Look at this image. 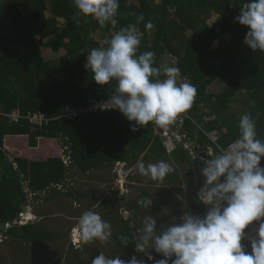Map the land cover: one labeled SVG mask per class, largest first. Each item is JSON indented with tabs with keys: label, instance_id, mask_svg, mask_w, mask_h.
Segmentation results:
<instances>
[{
	"label": "trees",
	"instance_id": "16d2710c",
	"mask_svg": "<svg viewBox=\"0 0 264 264\" xmlns=\"http://www.w3.org/2000/svg\"><path fill=\"white\" fill-rule=\"evenodd\" d=\"M243 3L245 0H120L117 24L101 27L91 17L73 19L77 9L72 0H0V234L1 226L12 224L29 201L24 183L30 192L40 193L70 179L62 170L63 164L62 171L24 177L25 171L18 167L22 170L19 173L10 162L11 154L5 148L9 137L27 136L31 148H38V140L44 138L69 146L72 164L68 173L73 170L74 176L117 163H137L141 157L157 162L170 156L189 164L191 172L195 167L181 149L168 153L159 135L162 128L153 122L137 126L134 132L131 127L135 122H129L121 112L65 119L67 106L79 107L90 99L102 100L114 94L116 81L98 85L84 66L90 51L102 47L94 36L99 30L106 33L105 40L121 27L136 24L142 35L139 52H155L156 66L161 69L167 67L164 57L176 59L182 82L189 80L197 87L193 106L181 114L184 120L180 125L194 143L210 145L217 154L216 146L205 135L216 131L217 144L227 148L238 137L241 114L232 110L234 103L249 107L244 110L256 120L258 138L264 140V52L243 43L249 29L235 19ZM140 13L144 21L138 23ZM213 13L218 17L209 24ZM148 21L156 27L147 30L144 25ZM42 48L64 54L46 59ZM214 82L222 83L224 89L206 93ZM242 94L249 95L250 101L242 102ZM16 111L22 116L42 112L50 122L35 130L27 120L13 122L10 117ZM206 116L214 118L205 120ZM178 177L175 169L167 178L172 181ZM131 209L136 211L140 206L136 203ZM135 233L128 224L123 232L128 245L120 242V235L113 239L130 257L140 254L134 250ZM4 234L33 244L44 235L32 225H16Z\"/></svg>",
	"mask_w": 264,
	"mask_h": 264
},
{
	"label": "clouds",
	"instance_id": "9594fccd",
	"mask_svg": "<svg viewBox=\"0 0 264 264\" xmlns=\"http://www.w3.org/2000/svg\"><path fill=\"white\" fill-rule=\"evenodd\" d=\"M72 2L77 9L73 19L82 15L91 17L101 27L109 23L117 24L120 0ZM235 19L249 29L243 43L253 51L259 49L264 52V0H245ZM141 21H144L143 13L137 16V22ZM144 27L152 30L156 26L148 21ZM141 42L142 35L137 25L128 24L106 37L104 46L93 48L86 56L84 66L91 71L98 85L116 81L114 94L109 96L107 104L118 109L129 122H135L131 127L132 131L135 132L138 130L137 126L143 127L150 122L167 129L181 114H186L192 108L197 87L189 80L180 82L179 67L168 66L161 69L156 66L155 52H139ZM211 148L214 151V147ZM216 149L217 154L205 160L203 168L200 162L191 158L195 162L194 168L202 169L205 178L196 196L201 204L207 206L206 214L201 217L185 212L178 221L174 219L170 224L162 225L159 232L156 228L157 221L146 216L143 235L135 244L134 250L143 253L147 261L155 259L152 254L154 251L162 257L155 260V264H264V166H261L264 140L258 138L253 116L249 113L242 114L238 123V137L227 148L216 144ZM120 164L125 172L127 164L118 163L116 167L119 168ZM137 169L140 175L157 182H163L175 171L164 160L148 164L138 162ZM199 170L197 169V173ZM130 171H127L126 178ZM60 186L40 193H32L26 189L29 201L21 213L25 214L26 219L23 223L19 222L20 214L9 224V228L5 224L4 230H1L3 233L0 234V243L9 240L4 232L13 226L35 225V218L28 212L34 205L32 202L39 199V194L61 192L58 190ZM151 203L148 197H141L137 201L142 208H147ZM73 207H79L78 202L73 201ZM250 225L252 229L246 232ZM73 232L83 242L94 239L107 242L113 235L111 224L93 210L82 213ZM118 239L125 246L129 243L128 237L124 235H120ZM76 241L77 238L72 240L75 245ZM91 264L141 262L135 255L124 260L119 256L108 257L100 252L92 259Z\"/></svg>",
	"mask_w": 264,
	"mask_h": 264
},
{
	"label": "rangeland",
	"instance_id": "374dc122",
	"mask_svg": "<svg viewBox=\"0 0 264 264\" xmlns=\"http://www.w3.org/2000/svg\"><path fill=\"white\" fill-rule=\"evenodd\" d=\"M217 17L218 15L213 13L209 24H212ZM105 34L104 30H99L94 34L101 46H104L103 35ZM225 39L230 41L229 37ZM62 54H64V51L56 54L51 49H41V55L46 59H58ZM163 64L167 67L176 66V59L172 56L164 57ZM61 78H63V75ZM217 86L215 83L209 85L206 93H218L219 91L214 92L217 91ZM239 99L242 102L250 101V97L247 94L240 95ZM231 107L232 110L241 115L247 113L248 111L246 110L249 108L244 103H234ZM205 110L203 108V111ZM214 134H217L216 131L205 133L210 141ZM60 143L55 142L56 146L59 147V151L61 148ZM197 143L206 149L210 148V145L204 146L200 142ZM138 162L148 164L155 163L156 161L152 159L146 161L141 157ZM167 162L179 172L177 179L170 181L166 177L163 182L153 181L139 174L137 163H128L124 170L125 176L121 174V177L116 178V180L113 172L118 163L110 168L105 167L92 171L89 174L76 175V177L72 172V186L74 185L73 188H75L76 192L81 194L71 193L62 196V199L59 200L63 204L62 209L65 211L66 216L59 215L53 220V226L59 229L58 235H52L49 230H45L44 235L48 239L38 245L9 237L8 241L0 243V264H91L92 259L99 255L100 252H103L108 257L119 256L121 259L129 260L131 257L124 254L113 242L116 235L125 236L123 232L128 224L132 229L136 230L134 239L138 243L140 237L143 235L142 230L146 216H151L157 221V232H159L162 225L166 226L174 219L178 221L179 217L185 212L201 217L204 216L207 212V206L201 204L198 196H196L195 190L199 188L198 180L195 177L192 178L189 174V164L176 163L174 165L169 159ZM130 170L131 175L126 178L127 171ZM119 180L121 181V185H117ZM141 197H148L152 201L151 205L147 208L140 207L136 211L132 210L131 207ZM51 201H54V199ZM73 201L78 202L79 207L74 208ZM87 210L99 213L103 219L111 224L113 235L110 241L104 242L94 239L89 242H83L79 238L78 244L72 243L71 229L75 225H78L79 220L74 217L76 215L81 216ZM52 211L55 212V210ZM67 216L73 217L70 220L71 222L66 220ZM34 246L36 247L34 248ZM40 250H42V255L39 257ZM152 254L155 258L153 261H147L143 253H140L137 259L141 260L142 264H155V260L162 258L154 251Z\"/></svg>",
	"mask_w": 264,
	"mask_h": 264
},
{
	"label": "crops",
	"instance_id": "0c3cea01",
	"mask_svg": "<svg viewBox=\"0 0 264 264\" xmlns=\"http://www.w3.org/2000/svg\"><path fill=\"white\" fill-rule=\"evenodd\" d=\"M214 83L216 85H218L217 91H214V92H218V91L224 89V87H223L224 85L222 83H219V82H214ZM203 112H208V111L206 109ZM213 118H209L206 116L205 120H211ZM55 142H57V140L46 139V138L39 139L38 140V148H31L29 146V137H27V136L9 137L6 139V142H5L6 150L11 154L10 155L11 158L14 159V166L16 168L20 167L23 171H25L26 175H24V177H26L27 179H29L30 176L33 174H49V173L54 172V171H62V170L66 171L65 175H69L70 179L67 178L65 185H61V186H63L62 187L63 191H61V192L56 191V194L55 193H47L46 195L39 194L40 195L39 199L34 200L32 202V203H34V205L32 206V208H30L28 210L30 215L35 218L33 223H36V224L33 226L40 228L43 234H44L45 230H49L52 235H58L57 233L59 232V229H57L53 226V224H52L54 222L53 220L59 215L60 216L64 215V217L66 216L65 211L62 209L63 204L61 202H59V200L62 199V196L69 195L71 193H76L78 195L81 194L79 192H76L75 188H73L74 185L72 186L73 181L71 180L72 177L70 176L71 175L70 172H72V171H70L68 173L69 167H67L63 162L62 145H61V148L59 151V147L56 146ZM198 145H200V144H198ZM200 146L202 147L203 150L198 149V151L205 152V151H209L212 149L211 146L208 149L204 148L202 145H200ZM194 148L197 149V147H194ZM205 153H207V152H205ZM213 154H214V151H213ZM168 159L171 162H173L174 165L176 163L180 164V162L175 161V159L173 157H170V156L167 157L166 161ZM15 160L17 161V163H15ZM62 164L65 168L62 166ZM60 165L64 169L61 170ZM54 167H60L59 168L60 170H58ZM121 167H122V164H120L119 168L116 167V169L113 172L115 180H116V178L118 179V177H121L122 173L124 174ZM21 169H20V173L22 171ZM197 169L199 170L198 167L196 169L194 168L192 172L191 171L189 172V174L191 176H194L195 174H197ZM24 184H25L24 190L28 189V186H29L28 183H24ZM117 185H121V181L118 182ZM29 197H30V201H31V194H29ZM76 197H78V196H76ZM53 199H54V201H51ZM49 205L51 208L49 207ZM41 206L43 207V209ZM52 210H55V212H53ZM74 218L79 219L80 216L76 215ZM72 219H73V217H69V216L66 217V220L69 222H71L70 220H72ZM74 228H76V225L71 229V241L74 238L75 239L77 238V235H75L74 232H72V230ZM255 229H256V227L254 228V231H255ZM41 236L42 237L39 238L35 244H33V243L32 244L33 245L42 244L44 240L48 239V237L45 235H41ZM76 242L78 243V241H76ZM35 247L36 246H34V248ZM40 247H41V245H40ZM40 252L41 253L39 254V257L42 255V250H40Z\"/></svg>",
	"mask_w": 264,
	"mask_h": 264
},
{
	"label": "built area",
	"instance_id": "2783aa9c",
	"mask_svg": "<svg viewBox=\"0 0 264 264\" xmlns=\"http://www.w3.org/2000/svg\"><path fill=\"white\" fill-rule=\"evenodd\" d=\"M111 95L112 94L109 96ZM109 96L102 100L90 99L86 104H81L79 107L67 106L64 117L67 121H75L85 115L104 112H120L118 109H113V106L107 104ZM10 118L13 122H19V120L22 119L27 120L29 121L31 127L35 130L44 127L45 124L50 122V120L42 112L35 114L28 113L26 116H22L19 111H16ZM183 120L184 117L181 115L179 120L176 121L172 126L167 129L162 128V131L159 133L160 138L163 140V144L168 153H172L178 149H181L182 151L186 152L193 160L200 162V164L203 165L205 160L214 156L213 150L211 149L209 151H205L207 153L198 151V149H202V147L197 143H194L180 128ZM218 138V134H214L211 137L212 144L215 146L218 142ZM194 147H197V149ZM62 154L64 164L67 167H70L72 164V156L69 146L62 147ZM58 190L63 191V188L60 186L58 187ZM25 217V214H21V220L19 222L23 223L26 219ZM9 227L10 225L8 224L7 228ZM250 229H252L251 225L245 231L247 232ZM0 242H2V238H0Z\"/></svg>",
	"mask_w": 264,
	"mask_h": 264
},
{
	"label": "flooded vegetation",
	"instance_id": "af4514ba",
	"mask_svg": "<svg viewBox=\"0 0 264 264\" xmlns=\"http://www.w3.org/2000/svg\"><path fill=\"white\" fill-rule=\"evenodd\" d=\"M210 158V157H209ZM205 165L203 164L202 167H204ZM196 178L198 180V189L195 190L196 194L198 193L199 189L203 186L204 180L205 178L202 175V169L198 171L197 174H195L194 176H192V178ZM196 185V184H195Z\"/></svg>",
	"mask_w": 264,
	"mask_h": 264
},
{
	"label": "water",
	"instance_id": "95a60500",
	"mask_svg": "<svg viewBox=\"0 0 264 264\" xmlns=\"http://www.w3.org/2000/svg\"><path fill=\"white\" fill-rule=\"evenodd\" d=\"M10 161L11 162H13L14 161V159L13 158H10ZM19 172H20V170H19ZM26 209H24V211H25ZM4 227H5V224H3V226L1 227V230H4ZM144 264V263H143Z\"/></svg>",
	"mask_w": 264,
	"mask_h": 264
},
{
	"label": "bare ground",
	"instance_id": "6f19581e",
	"mask_svg": "<svg viewBox=\"0 0 264 264\" xmlns=\"http://www.w3.org/2000/svg\"><path fill=\"white\" fill-rule=\"evenodd\" d=\"M210 159V158H209ZM78 239H79V236L77 235V241H78ZM80 240V239H79ZM78 244V243H77Z\"/></svg>",
	"mask_w": 264,
	"mask_h": 264
}]
</instances>
